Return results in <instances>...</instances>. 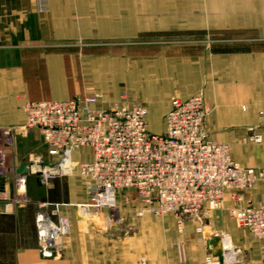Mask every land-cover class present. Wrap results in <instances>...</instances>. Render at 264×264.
<instances>
[{
    "label": "crops",
    "instance_id": "1",
    "mask_svg": "<svg viewBox=\"0 0 264 264\" xmlns=\"http://www.w3.org/2000/svg\"><path fill=\"white\" fill-rule=\"evenodd\" d=\"M123 89L147 108L154 134L162 133L172 99L202 96L211 108L207 137L264 177V0H0V128L22 126L26 102L96 93L109 108ZM30 154L50 163L36 130L14 136L11 163L18 169ZM0 192L14 197L10 179L0 177ZM126 195L119 191L116 204L124 207ZM240 198V206L264 204V178ZM86 201L77 175L48 185L28 175L24 197L0 212V264H205L221 256L211 233L230 239L236 264H264V240L229 217L237 205L230 193L217 210L185 224L181 243L166 216L130 217L124 234L84 223L76 206ZM40 204L58 207L69 221L61 258L39 251Z\"/></svg>",
    "mask_w": 264,
    "mask_h": 264
},
{
    "label": "built area",
    "instance_id": "2",
    "mask_svg": "<svg viewBox=\"0 0 264 264\" xmlns=\"http://www.w3.org/2000/svg\"><path fill=\"white\" fill-rule=\"evenodd\" d=\"M119 97L109 108L101 106L96 94L24 103V124L0 128V177L10 179L14 189L12 199L0 192V212L24 197L28 175L43 185L77 175L87 195V201L76 206L77 214L87 220L103 218L104 228L119 222L113 208L120 190L132 193L141 205L137 217L169 215L179 230L205 209L217 210L224 194L230 193L237 204L229 210L230 219L252 238L264 240V204L239 205L241 193L252 190L263 174L241 167L226 144L207 137L204 122L211 108L202 96L172 99L160 134L149 131L145 107L127 101L124 93ZM32 130L40 134L51 160L44 163L30 154L27 174H18L11 163L14 136ZM252 141L261 140L255 136ZM76 152H86L89 159L75 161ZM68 232L69 221L58 207L38 205L36 237L43 257L61 258ZM211 236L218 239L221 256L207 258L205 264H236L238 251L230 239Z\"/></svg>",
    "mask_w": 264,
    "mask_h": 264
},
{
    "label": "rangeland",
    "instance_id": "3",
    "mask_svg": "<svg viewBox=\"0 0 264 264\" xmlns=\"http://www.w3.org/2000/svg\"><path fill=\"white\" fill-rule=\"evenodd\" d=\"M121 93H124L125 94V97H126V99H127V101L129 100V95H128V93H127V91H125L124 89L122 90V92ZM120 93V94H121ZM96 94V93H95ZM96 95H99L100 97H101V95L100 94H96ZM198 95V94H197ZM120 98V97H119ZM146 111H147V116H148V110H147V108H146ZM254 142V141H253ZM255 143V142H254ZM14 146V145H13ZM27 158H28V155H27ZM31 176H34V177H36L35 175H31ZM84 188V187H83ZM120 191H122V192H126L127 193V195L125 196L126 198H129V201L128 202H124V204H126L124 207H120L119 205H117L116 204V206H115V208H113V213H114V215H115V217H117V219H119V222L118 223H116L115 225H113V226H111V228H117L118 230H122L120 233H122V234H124L123 232H125V233H130L131 232V226L129 225L130 224V221L128 220V221H126L127 219H130V217L131 218H133V219H140V218H143L144 217V215H142V216H140V217H137L135 214H136V211H139L141 208H139V209H136V210H133V209H131V207L133 206L132 205V203H138L137 201H136V198H135V196L132 194V193H130V192H128V191H126V190H120ZM86 193V192H85ZM86 197H87V195H86ZM128 206V207H127ZM78 216V219L80 220V221H82V222H84V223H90V224H96L97 226H98V228L100 229V230H102V225H104V223L102 222L103 221V218H100V219H93V220H87V219H85V218H82V217H80L79 215H77ZM167 218H169L170 219V222L172 223V225H173V230H174V234L176 235V237H177V240L179 239V243H181V236H182V234H183V231H184V227H183V229L181 228L180 230L177 228V226H176V223H175V221H174V219L172 218V216H169V215H167L166 216ZM105 218V217H104ZM156 218H158V217H156ZM162 218H164V217H162ZM158 219H161V218H158ZM101 223V224H100ZM185 226V225H184ZM183 230V231H182Z\"/></svg>",
    "mask_w": 264,
    "mask_h": 264
},
{
    "label": "water",
    "instance_id": "4",
    "mask_svg": "<svg viewBox=\"0 0 264 264\" xmlns=\"http://www.w3.org/2000/svg\"><path fill=\"white\" fill-rule=\"evenodd\" d=\"M27 167H26V163L21 164L18 169H17V173L18 174H27Z\"/></svg>",
    "mask_w": 264,
    "mask_h": 264
}]
</instances>
